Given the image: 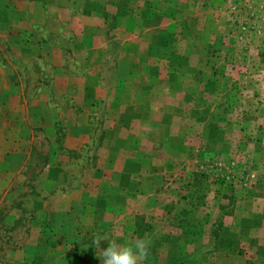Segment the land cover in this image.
Listing matches in <instances>:
<instances>
[{
    "label": "crops",
    "instance_id": "obj_1",
    "mask_svg": "<svg viewBox=\"0 0 264 264\" xmlns=\"http://www.w3.org/2000/svg\"><path fill=\"white\" fill-rule=\"evenodd\" d=\"M249 1L0 0V264H74L89 246L102 264L109 240L160 222L161 146L182 140L160 81Z\"/></svg>",
    "mask_w": 264,
    "mask_h": 264
},
{
    "label": "rangeland",
    "instance_id": "obj_2",
    "mask_svg": "<svg viewBox=\"0 0 264 264\" xmlns=\"http://www.w3.org/2000/svg\"><path fill=\"white\" fill-rule=\"evenodd\" d=\"M246 4L242 16L227 8L214 18L199 63L170 65L174 78L160 81L182 140L170 145L179 156L161 146L160 222L141 218L131 237L152 238L144 264H264V0ZM90 151L69 154L82 156L71 167ZM73 251L74 264L96 261L93 246Z\"/></svg>",
    "mask_w": 264,
    "mask_h": 264
},
{
    "label": "clouds",
    "instance_id": "obj_3",
    "mask_svg": "<svg viewBox=\"0 0 264 264\" xmlns=\"http://www.w3.org/2000/svg\"><path fill=\"white\" fill-rule=\"evenodd\" d=\"M107 238L97 236L93 243L99 247L100 240ZM153 241L150 236L136 237L124 244H117L115 240H109L108 247L100 254L102 264H144L150 257V249Z\"/></svg>",
    "mask_w": 264,
    "mask_h": 264
},
{
    "label": "trees",
    "instance_id": "obj_4",
    "mask_svg": "<svg viewBox=\"0 0 264 264\" xmlns=\"http://www.w3.org/2000/svg\"><path fill=\"white\" fill-rule=\"evenodd\" d=\"M45 240H46L45 238H42V241H43V242H45Z\"/></svg>",
    "mask_w": 264,
    "mask_h": 264
}]
</instances>
